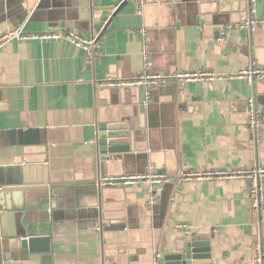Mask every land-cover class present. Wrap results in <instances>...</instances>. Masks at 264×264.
<instances>
[{"label": "crops", "instance_id": "obj_1", "mask_svg": "<svg viewBox=\"0 0 264 264\" xmlns=\"http://www.w3.org/2000/svg\"><path fill=\"white\" fill-rule=\"evenodd\" d=\"M123 1L0 0V37L16 27L75 33L92 49L67 37L0 43V187H20L10 191L23 218L51 236L35 250L3 237L1 264H160L184 242L179 224L209 239L213 264H256L264 206L253 210L249 181L177 176L264 167V117L252 129L247 113L253 97L264 115V79L231 77L264 66V24L238 26L249 0H145L141 8L131 0L118 8ZM255 16L264 18V0H256ZM145 45L155 71L215 77L186 85L169 79L152 87L146 103L142 87L101 85L140 75ZM121 118L136 128L135 147L103 172L98 126ZM149 166L169 176L153 203L144 183L96 186L102 175Z\"/></svg>", "mask_w": 264, "mask_h": 264}, {"label": "built area", "instance_id": "obj_2", "mask_svg": "<svg viewBox=\"0 0 264 264\" xmlns=\"http://www.w3.org/2000/svg\"><path fill=\"white\" fill-rule=\"evenodd\" d=\"M138 7H142L145 0H136ZM250 13L243 16L239 27L247 31H253L259 25L264 24V18H257L256 13V0H249ZM139 8V10H140ZM145 32V31H142ZM11 37H19L23 39H41V40H54L67 37L71 39L77 45L83 46L86 50L92 53L90 49L91 42H87L78 34L69 33L63 34L59 31H47L42 33H24L21 27H16L14 30L4 33L0 37V43ZM224 33L221 32L219 40H223ZM215 77V74L210 71H179L173 75H165L162 72L155 71L151 64V59L147 46L145 45L142 50V71L140 75L131 77L127 80L117 81L114 79H107L106 82L101 85L108 86H129V87H142L145 91V98L143 102L146 103L149 97V93L152 87L157 86L166 81L175 80L181 85H186L193 81L210 80ZM232 78L245 79L250 84H253L256 80L264 79V66L251 65L249 67L241 68L239 71L231 75ZM247 113L249 117V125L252 129L257 127L262 122L259 110L256 105L255 98H250L247 104ZM180 181H192V180H212V179H247L249 181V198L254 211L260 212L264 206V167H240L236 169H223L214 171H180L178 176ZM169 182V176L163 172L157 171L153 166H149L147 171L142 174L136 175H102L96 181V186L107 187L116 185H138L147 184V187L151 193L150 202H155V188L159 184ZM1 189V187H0ZM179 228H182L187 234L190 233L188 225L179 224ZM256 249V264H264V252L262 243L257 241L255 243Z\"/></svg>", "mask_w": 264, "mask_h": 264}, {"label": "water", "instance_id": "obj_3", "mask_svg": "<svg viewBox=\"0 0 264 264\" xmlns=\"http://www.w3.org/2000/svg\"><path fill=\"white\" fill-rule=\"evenodd\" d=\"M131 0H125L118 7L122 8ZM105 30V29H104ZM101 33L97 41L102 37ZM263 120L264 115H261ZM136 128L125 119H112L98 126L97 151L100 168L106 172L107 165L123 162L124 157L133 151L136 142ZM20 187H5L0 189V241L3 237L16 236L20 239L22 247L35 250L49 244L50 235H42L36 226H31L27 219L20 213L22 206L16 202V194L10 190ZM14 227V229H13ZM183 244L177 248L175 253L160 256V264H213L209 239L199 235L187 234ZM44 251L49 252L51 248L45 246ZM0 253V264L2 262Z\"/></svg>", "mask_w": 264, "mask_h": 264}, {"label": "trees", "instance_id": "obj_4", "mask_svg": "<svg viewBox=\"0 0 264 264\" xmlns=\"http://www.w3.org/2000/svg\"><path fill=\"white\" fill-rule=\"evenodd\" d=\"M26 142L30 141V140H25ZM36 141V140H35ZM31 142H34V141H31Z\"/></svg>", "mask_w": 264, "mask_h": 264}]
</instances>
